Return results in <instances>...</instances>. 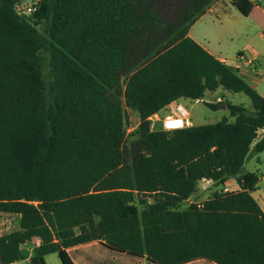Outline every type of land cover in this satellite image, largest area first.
<instances>
[{"label": "trees", "instance_id": "obj_1", "mask_svg": "<svg viewBox=\"0 0 264 264\" xmlns=\"http://www.w3.org/2000/svg\"><path fill=\"white\" fill-rule=\"evenodd\" d=\"M0 0V212L20 215L0 236V264H31L103 240L157 264H264L260 177L239 174L264 152V98L189 30L217 0ZM222 89L213 124L152 130L150 118L178 99ZM138 113L127 135L124 107ZM208 178L243 191L181 206ZM151 201H148L147 199Z\"/></svg>", "mask_w": 264, "mask_h": 264}, {"label": "crops", "instance_id": "obj_2", "mask_svg": "<svg viewBox=\"0 0 264 264\" xmlns=\"http://www.w3.org/2000/svg\"><path fill=\"white\" fill-rule=\"evenodd\" d=\"M242 2L244 1L243 0H217L210 6V8L206 11V13L203 16L193 26H191L189 33H188V35L194 41H196L200 46H202L206 51H208L210 54L215 56L220 61L233 67L237 72H238L237 68L240 65V63H238V61L236 60L237 57L232 58V61H233L232 63H228L227 59L218 57L212 51H210L197 37L193 35V32H194V28L197 25V23L201 21L203 18H205L207 13H211L212 15H216V16H219V15L221 16L225 11L230 9L233 5L235 6L237 3H242ZM250 60L254 61L255 63L254 69H251L243 65L242 68L240 69L241 71H239L238 73L240 77H242L248 83H250L257 90V92L264 98V85H263L264 70H262V66L259 62H256L254 59L253 60L250 59ZM221 90L222 89H219L218 91L214 93H218ZM209 94H213V93L206 92L205 98L203 100H198V101L186 99V98L178 99L175 102H172L170 105H168L164 109H162L159 113L153 115L154 117L157 118L156 120L159 119L157 124L161 126L160 130H162V119H164L168 115H171L177 119H189L191 122V126H196L192 122V113L190 109H192V107L194 106L193 103L204 102L205 104H207L209 101H206V99ZM220 108H222V106ZM222 109H226V108H222ZM263 136H264V129H261L258 132V140L261 139ZM246 163H248V171L245 172L244 168H245ZM244 168H243L244 171H242L239 174V176H242L246 173H255L259 175L260 177L259 183L257 184V188L255 191L251 193V195L256 200V202L259 204L262 211L264 212V152L258 155H255V156H250L249 159L245 162ZM236 179L237 178H235V180ZM201 184L202 183L200 180L197 184L196 192L190 198L185 200V202L183 203L185 206L194 205L193 204L194 202H205L209 200L210 198H212V196L215 193H219L220 191L218 187H215L205 192H199L198 189L201 188L200 187ZM147 200L151 201L149 198ZM2 222L3 224H5V227L7 226L4 230L3 235L11 233L19 229L20 215L2 213ZM40 244H41V240L39 238H33L32 240L26 242L21 247L22 254H23L22 260L14 262L12 264H31V257L33 255V251L35 248L39 247ZM66 253L70 257V259L73 261L74 264H157L153 262L152 260H150L145 255H134V254L116 250L108 246L103 240H95L92 242H88L85 244H80V245L68 248L66 250ZM49 256L50 255L46 256L47 264H48L47 258ZM187 264H211V263L205 260H195Z\"/></svg>", "mask_w": 264, "mask_h": 264}, {"label": "rangeland", "instance_id": "obj_3", "mask_svg": "<svg viewBox=\"0 0 264 264\" xmlns=\"http://www.w3.org/2000/svg\"><path fill=\"white\" fill-rule=\"evenodd\" d=\"M243 1L233 5L221 16L207 13L205 18L195 26L193 35L215 55L227 59L228 63L233 62L232 58L243 55L259 62L262 70H264V11L246 0ZM24 17L29 18L31 16ZM218 96L222 97L224 102L243 105L249 109L252 107L250 99L245 94L224 90L209 94L206 101L216 105L215 101ZM193 105L190 110L192 122L196 126L213 124L223 117L232 120L229 111L226 109L213 110L204 102L193 103ZM123 107L127 119L126 131L129 136L138 128L139 116L137 112L127 109L125 105ZM150 121L152 130L161 129V126L157 124L159 120ZM244 170L245 172L248 171V163H246ZM186 207L188 206L184 204L181 206L182 209ZM47 260L48 264H62L57 254H51Z\"/></svg>", "mask_w": 264, "mask_h": 264}, {"label": "built area", "instance_id": "obj_4", "mask_svg": "<svg viewBox=\"0 0 264 264\" xmlns=\"http://www.w3.org/2000/svg\"><path fill=\"white\" fill-rule=\"evenodd\" d=\"M246 1L253 4L256 7L261 8L264 11V0H246ZM40 3L41 0H21L16 5V10L22 16H32L39 9ZM236 60L238 61V63H240V65L237 68L238 72L241 71L240 69L242 68L243 65L251 69H254L255 67L254 61H251L250 59L244 57L243 55L237 56ZM215 102L216 104L224 103V99L218 96ZM154 119L157 118L154 116L150 118V120L152 121ZM189 126H191V122L189 119H177L171 115H168L164 119H162V130L165 131H173L176 129H181ZM201 183H202L200 186L201 188L198 189L199 192H205L215 187H218L220 189L218 194L221 195L233 194L243 191L242 183H240L237 179L235 180V178H232L226 183L221 185H217L215 181L208 178L202 179ZM203 203L204 202H194L193 204L196 205L198 208H201L203 206ZM6 227L5 224H3L2 222V212H0V236L4 234V230Z\"/></svg>", "mask_w": 264, "mask_h": 264}, {"label": "water", "instance_id": "obj_5", "mask_svg": "<svg viewBox=\"0 0 264 264\" xmlns=\"http://www.w3.org/2000/svg\"><path fill=\"white\" fill-rule=\"evenodd\" d=\"M222 108H226V106L225 105H222Z\"/></svg>", "mask_w": 264, "mask_h": 264}]
</instances>
